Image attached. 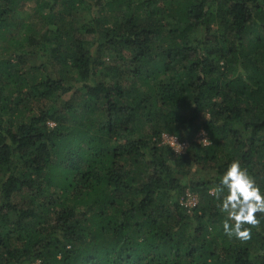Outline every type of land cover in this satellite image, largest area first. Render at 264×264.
<instances>
[{"label":"trees","instance_id":"obj_1","mask_svg":"<svg viewBox=\"0 0 264 264\" xmlns=\"http://www.w3.org/2000/svg\"><path fill=\"white\" fill-rule=\"evenodd\" d=\"M28 2L0 0V264H264V216L229 239L209 195L233 160L264 192V0H36L20 37Z\"/></svg>","mask_w":264,"mask_h":264},{"label":"clouds","instance_id":"obj_2","mask_svg":"<svg viewBox=\"0 0 264 264\" xmlns=\"http://www.w3.org/2000/svg\"><path fill=\"white\" fill-rule=\"evenodd\" d=\"M201 135H206L203 131ZM173 148L182 149L177 138L171 137ZM210 141L202 139L201 145ZM209 195L215 197L217 209L224 214L223 232L229 238L242 243L252 239V229H259L264 216V192L247 167L239 160H233L215 187L209 189Z\"/></svg>","mask_w":264,"mask_h":264},{"label":"rangeland","instance_id":"obj_3","mask_svg":"<svg viewBox=\"0 0 264 264\" xmlns=\"http://www.w3.org/2000/svg\"><path fill=\"white\" fill-rule=\"evenodd\" d=\"M28 6H29V9L27 12L25 10H24V12L20 11L21 18H19L18 23L15 25V29H13L14 31L17 32V33L15 32V34L19 35L20 37L23 35H27V34L38 35V34L42 33L44 30V28L41 26L42 24H41L40 20L38 19V16L35 15V14L39 13L38 6H36V0H29ZM93 14L94 15L97 14L96 8H94ZM87 20H89L88 17H87ZM27 22H33L35 25L33 26V28L32 27L30 28V27H28ZM13 49H14L13 47L10 48L9 40L0 39V59L5 57V55H8L9 53H11ZM115 61L116 60L114 59V57H112V59H110V62H112V64ZM172 135H175V134H172ZM202 137H204V135H201V131H200L199 134H197V136H195V139L200 141V140H202ZM179 139L187 145V147L182 149V151L180 152L183 154L189 148V144L186 140H183L180 137H179ZM160 144L166 145L165 143L162 142V139H160ZM181 169H182V173H183V183L190 182L191 180L208 178V177L215 174V170L205 169V168L199 167L197 165H193V166H191V168L184 166ZM198 199H199V196L197 194L195 195V194L188 192L186 194V198H185L184 202L188 206L193 207L197 203ZM34 264H36V263H34Z\"/></svg>","mask_w":264,"mask_h":264},{"label":"built area","instance_id":"obj_4","mask_svg":"<svg viewBox=\"0 0 264 264\" xmlns=\"http://www.w3.org/2000/svg\"><path fill=\"white\" fill-rule=\"evenodd\" d=\"M203 132L206 133L205 131H203ZM171 137L177 138L176 142L182 146V149L187 147V145L183 141H181L177 135H172L171 133H168V132L162 133V135H161L162 142L165 143L166 145L171 146L173 148L172 141L170 139ZM202 139H208L210 141L209 136H208L207 133H206V135H204V137H202ZM209 143H207V144H209ZM173 149L176 150L177 152H181L182 151V149H178V148H173Z\"/></svg>","mask_w":264,"mask_h":264}]
</instances>
